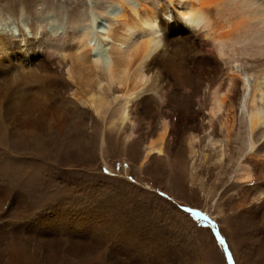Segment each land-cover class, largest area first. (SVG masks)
I'll list each match as a JSON object with an SVG mask.
<instances>
[{
  "label": "rangeland",
  "instance_id": "374dc122",
  "mask_svg": "<svg viewBox=\"0 0 264 264\" xmlns=\"http://www.w3.org/2000/svg\"><path fill=\"white\" fill-rule=\"evenodd\" d=\"M26 3L31 11L34 0ZM77 11L76 6L71 10ZM176 48L178 66L163 86L165 109L175 119L182 116V123L167 137L168 155L152 156L142 167L141 143L154 137L162 116L154 91L143 93L148 99L138 108L143 122H150L149 130L140 132V141L123 144L110 132L100 146L99 119L90 107L69 96L72 88L65 84V68L60 69L66 80L60 90L26 69L12 66L16 71L0 72V264H20L21 249L20 254L29 257L27 264L37 261L30 252H41L38 264H79L83 258L85 264H264V179H255L258 167L264 165V152L241 157V164L250 170V178L241 181L230 165L236 144L224 148L217 143L213 150L207 145L202 128L207 123L217 128L218 118L211 122L204 118L205 77L185 65L193 48L188 44ZM147 76V87L157 85L152 72ZM19 98L26 101L24 105L32 103L30 108L24 109ZM213 128L209 130L216 139H225ZM189 132L196 134L192 156L187 149ZM220 149L231 157L229 163L219 162ZM258 193L257 200L248 202ZM243 201L247 207L240 205ZM105 203L112 217L100 218L97 224L106 230L113 224L106 233L114 238L104 245L92 243L74 259L66 256L72 239L105 242L102 227L97 234L86 233L90 221L82 232L70 219L77 212L79 216L98 208L106 213ZM50 215L56 216V231L49 228L43 234L38 251L35 218ZM128 229L134 237L122 234Z\"/></svg>",
  "mask_w": 264,
  "mask_h": 264
},
{
  "label": "bare ground",
  "instance_id": "6f19581e",
  "mask_svg": "<svg viewBox=\"0 0 264 264\" xmlns=\"http://www.w3.org/2000/svg\"><path fill=\"white\" fill-rule=\"evenodd\" d=\"M76 1L78 11L68 13L69 24L86 19L84 0ZM102 7L107 15L98 20L97 28L108 27L103 33L104 39L91 34L79 43L84 32L82 27L72 28L63 38L55 39L49 31L37 30L38 18L35 15L32 16L30 33H25L23 28L18 34L0 30V72H11L15 68L23 72L26 69V73H32L43 84L60 90L65 80L60 69L65 68L70 82L64 83L72 88L69 96L79 104L90 107L99 119V129H103L98 138L100 146L110 132L126 144L139 140L140 132L149 130L150 122H143L138 108L142 100L148 99L143 93L154 91L161 104L162 116L154 137L140 142L142 150L139 166L142 167L152 156L168 155L167 137L173 128L182 123V116L175 119L173 113L165 109L167 95L163 85L169 83L174 68L178 66L174 58L176 47L188 44L193 48V53L188 56L185 65L205 77L203 104L208 114L204 118H207V122L218 118L217 128H213V123L203 126V136L212 150L217 148V143L224 148L225 144H236V154L230 165L237 179L248 180L250 170L246 164H241V157L264 152V0H116L114 4L109 0V4ZM149 72L158 81L152 87H147ZM201 98H198V104ZM25 102L21 98L18 103L23 106ZM29 104L32 103L25 104L23 108L29 109ZM211 128L213 132L222 131L225 139H216L209 130ZM195 138L194 132H189L186 137L191 156L194 154ZM258 140L261 142L257 144ZM218 152L219 162L229 163V154L222 149ZM223 155L227 159L222 160ZM200 157L204 160V153ZM121 164L125 173H129V167L125 168V160ZM257 172L255 179L263 181L264 165L259 166ZM249 198L248 202L257 200L259 193ZM245 202L240 205L245 206ZM104 206L106 213L103 208L89 210L90 213L86 211L79 216L77 212L75 218L70 217L72 224L83 232V227L90 221L91 229L86 233L97 234L96 231L102 227L97 224L99 219L112 217L111 212L106 210L109 209L106 203ZM52 216L35 218L33 231L37 233L38 251H41L39 247L45 236L43 234L57 227L53 224L54 219L57 220L56 216ZM62 216L65 219V215L60 213ZM122 225L121 222L119 227ZM106 229H103L105 234L109 230ZM118 234L121 235V231ZM122 234L126 238L130 234L129 238L134 237V232L129 229ZM110 235L104 238L105 242H96V239L93 242L91 238V241H86V237L75 241L72 239V250L67 251L66 256L74 259L92 243L104 245L114 238L113 234ZM45 240L50 241L47 237ZM49 245L42 243L45 247ZM20 251L21 260L17 258L18 261L27 264L29 257L21 255ZM29 254L33 256L32 260L38 261L39 254ZM13 255L16 257V254ZM85 263L83 258L79 264Z\"/></svg>",
  "mask_w": 264,
  "mask_h": 264
},
{
  "label": "clouds",
  "instance_id": "9594fccd",
  "mask_svg": "<svg viewBox=\"0 0 264 264\" xmlns=\"http://www.w3.org/2000/svg\"><path fill=\"white\" fill-rule=\"evenodd\" d=\"M75 2L76 0H34L31 11H29L26 0H0V30L18 34L23 28L25 33H30L32 16L35 15L38 18L37 30H47L55 39L63 38L69 30L75 27L84 29L79 43L86 35L91 34L104 39L103 33L108 27L98 29L97 22L107 15L102 6L109 4V0H84L86 19L69 24L68 13L75 6ZM115 2L116 0H111V3Z\"/></svg>",
  "mask_w": 264,
  "mask_h": 264
},
{
  "label": "snow or ice",
  "instance_id": "6c2138e0",
  "mask_svg": "<svg viewBox=\"0 0 264 264\" xmlns=\"http://www.w3.org/2000/svg\"><path fill=\"white\" fill-rule=\"evenodd\" d=\"M205 219H207V217H205ZM220 242L223 243V240H221Z\"/></svg>",
  "mask_w": 264,
  "mask_h": 264
},
{
  "label": "water",
  "instance_id": "95a60500",
  "mask_svg": "<svg viewBox=\"0 0 264 264\" xmlns=\"http://www.w3.org/2000/svg\"><path fill=\"white\" fill-rule=\"evenodd\" d=\"M200 215H202V214H200Z\"/></svg>",
  "mask_w": 264,
  "mask_h": 264
}]
</instances>
